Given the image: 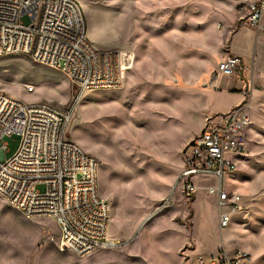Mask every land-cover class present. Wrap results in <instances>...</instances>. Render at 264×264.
<instances>
[{
    "label": "rangeland",
    "instance_id": "1",
    "mask_svg": "<svg viewBox=\"0 0 264 264\" xmlns=\"http://www.w3.org/2000/svg\"><path fill=\"white\" fill-rule=\"evenodd\" d=\"M76 1L98 50L134 55L122 87L86 90L76 103V87L61 70L15 54L0 57V93L61 112L75 107L67 135L99 162L100 193L111 205L108 238L116 244L85 256L63 252L54 219L27 218L0 198V264H197L237 251L249 264H264V109L252 114L257 92L251 110L248 105L245 152L223 181L242 197L229 227H218L215 197L206 191L214 179H196L195 194L177 186L182 150L205 117L226 113L241 99L213 76L243 24L241 0ZM246 32L234 36V50L247 46L253 32ZM197 45L207 57H196ZM18 144V135L1 141L0 159Z\"/></svg>",
    "mask_w": 264,
    "mask_h": 264
},
{
    "label": "built area",
    "instance_id": "2",
    "mask_svg": "<svg viewBox=\"0 0 264 264\" xmlns=\"http://www.w3.org/2000/svg\"><path fill=\"white\" fill-rule=\"evenodd\" d=\"M239 6L243 24L258 30L264 0H241ZM15 54L61 70L76 87V103L86 90L121 88L129 64L121 50L96 49L76 0H0V57ZM245 71L240 57L227 55L213 76L240 78ZM248 104L245 100L226 113L207 116L181 153L177 186L186 195L195 194L196 179H214L206 191L216 198L221 230L229 227L242 200L238 192L225 189L223 181L246 149L245 133L252 123ZM74 109L61 112L46 102L25 103L0 93V142L19 136L16 151L0 159V198L27 218L54 219L59 249L85 256L116 243L108 238L111 205L100 193L99 162L67 135ZM1 147L9 152L6 143ZM169 201L163 200L154 213ZM197 264H249V258L237 251L233 257H200Z\"/></svg>",
    "mask_w": 264,
    "mask_h": 264
},
{
    "label": "crops",
    "instance_id": "3",
    "mask_svg": "<svg viewBox=\"0 0 264 264\" xmlns=\"http://www.w3.org/2000/svg\"><path fill=\"white\" fill-rule=\"evenodd\" d=\"M242 30L247 31L246 36L248 32H253V35L251 36L250 41L247 42V46L240 47L237 50H234L235 47L232 46V39L236 34L240 33ZM197 48L198 50L195 52V55H197L196 57H207V48L204 49L202 45H197ZM208 51L210 50L208 49ZM218 51H220V55L224 53L221 47H219ZM124 54L126 55V57L129 58V64L127 68L129 70L134 65V55L128 51H125ZM227 55H235L240 57L246 66V71L243 76L244 79L242 77L227 79L222 76H218L215 79L218 80L219 88H222L227 91H238L241 94L240 101L233 107L239 106L243 101L247 99L248 96V105L250 110L254 94L257 92V97L254 100L256 107H254V111L252 112V114L254 115V112H257L260 109H264V102H261L262 98H264V16L262 19L261 27L258 30L249 29L246 24H242L237 27L233 35H230V40L225 56ZM248 93L250 94L248 95ZM227 111H229V109Z\"/></svg>",
    "mask_w": 264,
    "mask_h": 264
}]
</instances>
